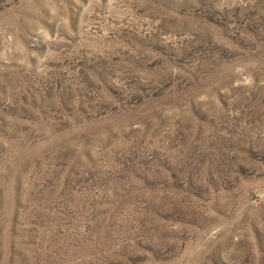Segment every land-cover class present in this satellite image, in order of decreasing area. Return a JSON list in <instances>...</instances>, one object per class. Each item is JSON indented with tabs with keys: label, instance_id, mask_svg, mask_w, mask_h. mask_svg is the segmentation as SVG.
Listing matches in <instances>:
<instances>
[{
	"label": "rangeland",
	"instance_id": "1",
	"mask_svg": "<svg viewBox=\"0 0 264 264\" xmlns=\"http://www.w3.org/2000/svg\"><path fill=\"white\" fill-rule=\"evenodd\" d=\"M0 264H264V0H0Z\"/></svg>",
	"mask_w": 264,
	"mask_h": 264
}]
</instances>
